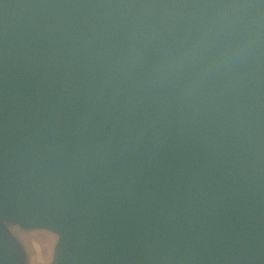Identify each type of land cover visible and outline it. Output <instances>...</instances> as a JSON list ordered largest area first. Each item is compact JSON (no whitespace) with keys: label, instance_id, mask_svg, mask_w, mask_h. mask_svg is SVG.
<instances>
[{"label":"water","instance_id":"95a60500","mask_svg":"<svg viewBox=\"0 0 264 264\" xmlns=\"http://www.w3.org/2000/svg\"><path fill=\"white\" fill-rule=\"evenodd\" d=\"M51 264H264V0H0L5 226Z\"/></svg>","mask_w":264,"mask_h":264},{"label":"rangeland","instance_id":"374dc122","mask_svg":"<svg viewBox=\"0 0 264 264\" xmlns=\"http://www.w3.org/2000/svg\"><path fill=\"white\" fill-rule=\"evenodd\" d=\"M12 234L25 248L27 264H51L59 236L42 228H23L18 224L5 222Z\"/></svg>","mask_w":264,"mask_h":264}]
</instances>
